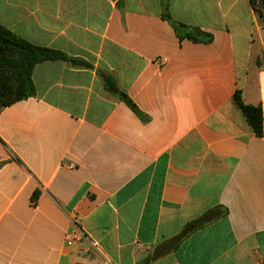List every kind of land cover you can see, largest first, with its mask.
Segmentation results:
<instances>
[{
  "label": "crops",
  "instance_id": "0c3cea01",
  "mask_svg": "<svg viewBox=\"0 0 264 264\" xmlns=\"http://www.w3.org/2000/svg\"><path fill=\"white\" fill-rule=\"evenodd\" d=\"M170 14L200 40L161 0H0L1 26L86 64L39 63L0 111V264L264 259V122L234 99L264 116L261 19L250 0Z\"/></svg>",
  "mask_w": 264,
  "mask_h": 264
},
{
  "label": "trees",
  "instance_id": "16d2710c",
  "mask_svg": "<svg viewBox=\"0 0 264 264\" xmlns=\"http://www.w3.org/2000/svg\"><path fill=\"white\" fill-rule=\"evenodd\" d=\"M250 1L264 27V0ZM161 3L163 18L171 24L180 39L200 40L198 37L200 32L198 30L192 29L172 18L170 0H161ZM49 60L67 62L73 66H86L81 60L70 58L60 51L35 46L0 25V111L35 95L36 90L32 80L33 71L36 65ZM258 64L264 65V58L263 60L259 59ZM110 82L113 84L111 80ZM113 91L136 114H140L137 106L127 94L118 89L117 85H114ZM234 99L245 114L256 135L261 137L263 135L264 122L262 107L244 104L240 93H237ZM186 230L185 234L190 233L193 230V225H189ZM150 261L149 259L147 263Z\"/></svg>",
  "mask_w": 264,
  "mask_h": 264
},
{
  "label": "built area",
  "instance_id": "2783aa9c",
  "mask_svg": "<svg viewBox=\"0 0 264 264\" xmlns=\"http://www.w3.org/2000/svg\"><path fill=\"white\" fill-rule=\"evenodd\" d=\"M254 264H264V259H259Z\"/></svg>",
  "mask_w": 264,
  "mask_h": 264
}]
</instances>
